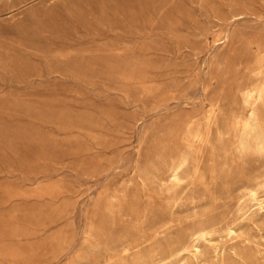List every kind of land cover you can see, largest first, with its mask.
Wrapping results in <instances>:
<instances>
[{
	"label": "rangeland",
	"instance_id": "obj_1",
	"mask_svg": "<svg viewBox=\"0 0 264 264\" xmlns=\"http://www.w3.org/2000/svg\"><path fill=\"white\" fill-rule=\"evenodd\" d=\"M263 71L264 0H0V264H264Z\"/></svg>",
	"mask_w": 264,
	"mask_h": 264
},
{
	"label": "bare ground",
	"instance_id": "obj_2",
	"mask_svg": "<svg viewBox=\"0 0 264 264\" xmlns=\"http://www.w3.org/2000/svg\"><path fill=\"white\" fill-rule=\"evenodd\" d=\"M229 36H230V31L224 30L223 34L219 37L213 38V41H218V40L224 41V40H227ZM260 51L261 50H258L257 52L259 53ZM243 103L245 107V112L243 113L244 116L241 117L240 115L236 113H232V115L229 117L230 126L239 129V133L237 136H238V142H239L238 147L240 150L246 149V147L249 144V141L252 138H254L255 125L252 122V117L255 114H258L261 108H264V76L263 78H261L260 81H250L243 87ZM214 119H215L214 111L213 109H209L204 118V122H203L204 128L209 129L210 125L214 122ZM195 136H199V134L196 131L192 130L191 128H188L186 131V136H185V146L187 150L183 154V156L175 164H173L170 168L171 180L176 183L182 180L181 170L183 166L188 162L191 154L194 151L193 140ZM247 190L249 191L247 193H249L251 198L255 200L254 210L256 212H261V213L264 212V198L260 197L256 188H249ZM203 231L204 229L203 230L201 229L198 231H194L189 235V242H190L189 245L191 246V250L195 255L202 253V247H201V243L199 242L198 236ZM226 231L227 233L231 234L235 232V229L231 226H228L226 228ZM213 246L215 250L219 248L218 244L216 243ZM183 249L184 248H179L178 252H181Z\"/></svg>",
	"mask_w": 264,
	"mask_h": 264
}]
</instances>
